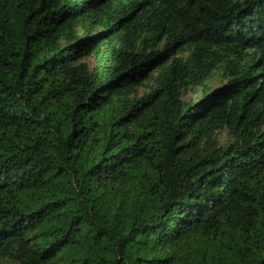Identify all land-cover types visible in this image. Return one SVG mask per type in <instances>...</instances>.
Listing matches in <instances>:
<instances>
[{
  "label": "trees",
  "instance_id": "1",
  "mask_svg": "<svg viewBox=\"0 0 264 264\" xmlns=\"http://www.w3.org/2000/svg\"><path fill=\"white\" fill-rule=\"evenodd\" d=\"M0 264H264V0H0Z\"/></svg>",
  "mask_w": 264,
  "mask_h": 264
},
{
  "label": "rangeland",
  "instance_id": "2",
  "mask_svg": "<svg viewBox=\"0 0 264 264\" xmlns=\"http://www.w3.org/2000/svg\"><path fill=\"white\" fill-rule=\"evenodd\" d=\"M218 84H219V80H218V79H213V80H211V82L209 83L210 87H215V86H217ZM219 138H220L221 141H223V140L225 139L224 134H220V135H219Z\"/></svg>",
  "mask_w": 264,
  "mask_h": 264
}]
</instances>
